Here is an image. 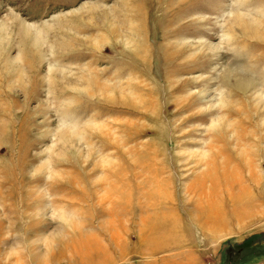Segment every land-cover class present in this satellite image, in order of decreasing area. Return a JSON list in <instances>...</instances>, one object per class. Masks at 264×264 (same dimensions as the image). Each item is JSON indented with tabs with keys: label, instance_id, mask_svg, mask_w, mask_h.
Returning <instances> with one entry per match:
<instances>
[{
	"label": "rangeland",
	"instance_id": "obj_1",
	"mask_svg": "<svg viewBox=\"0 0 264 264\" xmlns=\"http://www.w3.org/2000/svg\"><path fill=\"white\" fill-rule=\"evenodd\" d=\"M166 257L264 264V0H0V264Z\"/></svg>",
	"mask_w": 264,
	"mask_h": 264
},
{
	"label": "crops",
	"instance_id": "obj_2",
	"mask_svg": "<svg viewBox=\"0 0 264 264\" xmlns=\"http://www.w3.org/2000/svg\"><path fill=\"white\" fill-rule=\"evenodd\" d=\"M181 258L182 256H177L176 257V262H173V263H178V261H179V258ZM178 258V259H177ZM175 260V259H174ZM146 264H156V263H154V261H148V262H146ZM157 264H171L170 262H169V259H168V257H166V258H163V259H160L158 262H157Z\"/></svg>",
	"mask_w": 264,
	"mask_h": 264
}]
</instances>
